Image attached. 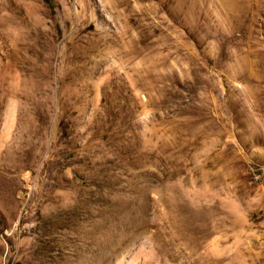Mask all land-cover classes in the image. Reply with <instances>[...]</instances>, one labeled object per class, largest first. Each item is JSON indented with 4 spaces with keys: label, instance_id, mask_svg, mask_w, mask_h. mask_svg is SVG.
<instances>
[{
    "label": "rangeland",
    "instance_id": "rangeland-1",
    "mask_svg": "<svg viewBox=\"0 0 264 264\" xmlns=\"http://www.w3.org/2000/svg\"><path fill=\"white\" fill-rule=\"evenodd\" d=\"M0 264H264V0H0Z\"/></svg>",
    "mask_w": 264,
    "mask_h": 264
}]
</instances>
